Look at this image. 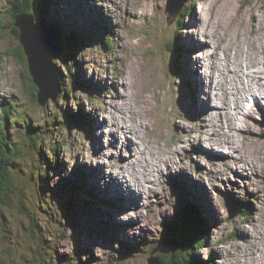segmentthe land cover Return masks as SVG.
<instances>
[{
	"label": "rangeland",
	"instance_id": "obj_1",
	"mask_svg": "<svg viewBox=\"0 0 264 264\" xmlns=\"http://www.w3.org/2000/svg\"><path fill=\"white\" fill-rule=\"evenodd\" d=\"M11 1L0 0V123H5L9 138L22 149L13 174L22 192L18 200L23 201L21 208L18 200L13 207L0 206L3 264H165L164 253L155 252V246L164 247L160 243L165 242L173 246L180 241L182 215L190 207L195 208L202 226L195 222L189 226L203 228L198 240L207 235L205 246L195 250L198 261L240 264L238 260L259 257L264 251V244L260 245L264 242V94L249 93L243 114L232 100L238 89L249 83L246 88L252 91V85L257 84L254 65L246 71L238 65L233 77L238 71L240 77L219 98L214 92L222 90L214 75L228 65L226 47L232 41L247 43L243 35L251 20L258 19L254 27L261 25L264 0H188L171 19L168 8H177L180 0H53L49 20L57 11L62 32L79 31L81 38L73 58L65 49L55 59L63 72L65 68L62 78H67L60 80L57 99L49 98L45 105L40 104L38 93L35 99L25 77L27 67L15 57L20 40L11 33L7 14L13 10ZM39 1L36 22L43 19ZM19 6L17 2L16 9ZM130 7L141 10L137 19L132 18V11L126 16ZM215 9L226 16L222 30L226 22L228 26L226 38L221 40L208 36L197 24L201 16L202 24L212 27L215 14L211 11ZM180 18L182 29H178ZM261 27L258 37L264 33V25ZM234 31L241 35L236 38ZM191 33L203 39L205 50L184 48ZM105 34L111 40L109 46L104 43ZM172 40L177 41L174 52L169 49ZM209 48H218L216 57ZM242 57V63L249 61ZM234 59L230 65L239 61ZM205 65L209 67L201 71ZM69 66L72 70L67 74ZM191 69L197 73L196 81L194 75H188ZM207 72L211 78L202 84ZM73 78L75 88L70 83ZM125 79L131 93L127 91L124 97L125 89L120 87ZM227 82L224 76V84ZM113 84L119 88L114 89ZM227 110L237 123L249 114L245 118L252 129L240 130L249 137L245 139L248 147L240 135L234 139L247 149L249 163H243L238 152L230 154L225 146L211 148L209 156L197 149L185 153L194 146L186 140L192 136L202 138L210 148L209 136L236 134L227 127L224 136L216 135L215 124L208 126L221 115L226 124ZM72 114L82 115L85 125L69 124L67 117ZM36 130L39 138L34 141L31 135ZM135 143L149 148L150 153H144L147 159L142 160ZM153 153L171 160L162 165V175L157 169L152 171L156 166L151 164ZM215 156L222 158L216 166ZM95 165L102 166L100 171L105 174ZM113 173L119 179L110 183L106 177ZM137 180L142 189L144 184L145 193L156 192L157 197L141 200L118 185L119 181L122 186L133 182L138 190ZM66 181L86 190L74 192L63 187Z\"/></svg>",
	"mask_w": 264,
	"mask_h": 264
},
{
	"label": "bare ground",
	"instance_id": "obj_2",
	"mask_svg": "<svg viewBox=\"0 0 264 264\" xmlns=\"http://www.w3.org/2000/svg\"><path fill=\"white\" fill-rule=\"evenodd\" d=\"M135 7H136V2H135ZM126 10H127L126 13H125L126 16L129 17L130 16L129 15L130 14V11H132V14H133L132 18H134V19H137V17L139 16V14L141 12V10H137V9L131 8V7L130 8H127ZM124 12H125V10L123 9V13H122L123 14V19L122 20H124V17H125ZM211 12H212L211 13L212 15L215 14L213 16L212 20H211L212 27L211 26H206L205 27L202 24L203 23L202 17L201 16H198V15L197 16L199 18V21H198L197 24H201L203 26V28H204V30L202 32H206L208 34V36L213 37V39L221 40V39L226 38V35L227 34H226V32H225L224 29L226 27H228L227 26V22L224 24V28L222 30L223 23H224V20L223 19H226L225 14L223 12L216 11V9L214 11H211ZM194 17H196V16H194ZM209 18H210V16L207 17L206 19H204V22L205 21H208ZM263 18H264V16H263ZM257 21H258V19H252L251 22H250V24H249L250 27L249 28L247 27L248 28V32H246V35H243V37L247 39L246 40V42H247L246 44H237L235 41H232L226 47L227 48V51H226V62H228V65L226 66V68H224V69H226V72L224 73V75H221L222 72H223V70H224V69H222V70H219L218 73L214 75L215 77H217L218 86L222 90L219 93L218 92L217 93L214 92V94L217 95V97L219 98V96L221 97L223 95L222 93L224 91H229L232 88V86L234 85V83L236 82V80L240 77V71L237 72V76L236 77H233L234 72L237 71V68H238L237 66L238 65H239V67H243V71H246L249 66L254 65V68H255L254 72H255L256 75H254L253 78H258L257 84L254 83L252 85V91H250L249 88H246V86L249 85V83L246 84L244 88L238 89L237 94H236V97H234L233 100H232V102H234L236 100V102L233 103L236 106L235 109H237L238 112H242L243 114L246 112V109L248 108L247 107V100H248L249 93L250 94H257L259 92V93H263L264 94V76L260 75L261 74L260 71H262L263 72L262 74H264V51H263V49H264V42L262 41V38L264 37V33L262 34V36H259V37L256 35L257 31L258 30H261L263 28L261 26L264 25V19L261 20V25L254 27V23L257 22ZM195 23H196V21H195ZM229 27H230V25H229ZM196 28H198V26H196ZM209 28H210V30H208ZM219 28H221V29H219ZM192 29H194V28H192ZM255 29H256V31H254ZM177 32H179V30ZM234 33L236 34V38H238V33L240 34L241 32L238 31V33H237V31H234ZM191 36H190V40L187 41L188 44L185 45V46L183 45L184 48L189 49V48H196V47H198L199 49H204L205 50V47L207 46V44H204L202 42L203 39L200 36H199L198 39H196V36H194V34H192V33H191ZM229 38H231V37H229ZM260 41H262V42H260ZM259 42H260V46L261 47H259ZM183 44H185V43H183ZM202 45H205V47L204 48L201 47ZM234 45H236V46H234ZM216 49H218V48H209L208 50L215 55ZM241 52H242V54H241ZM258 53H260V55ZM243 55L247 56V59H249V61L247 60L246 62H243L242 63V61H240V58H243L242 57ZM215 57H216V55H215ZM231 58L232 59L233 58H236L234 60H239V61L235 62L233 65H230L229 62L231 61ZM208 67L209 66H206L205 65L204 67L201 68V71H202L203 68L206 69ZM233 68H235V69L233 70ZM231 69L233 70V72L231 71ZM198 71H200V70H198ZM201 71H200V74L202 75ZM187 72H188V75H194V81H196V76H197L196 74L197 73H195V71L192 70V69L191 70H187ZM248 74L251 75L250 72ZM203 76H204V78H202L200 80V82L202 84H204V82L205 83L207 82L206 79L211 78L210 75L208 76V72H207L206 75L203 74ZM224 76H226L228 78V82L226 84H224ZM125 78H126V76H125ZM126 80L127 79L124 80V85L121 84V87H120V89H123V88L125 89L124 97L127 96V95H125V94H127V91L129 92V90L126 89V85H127V83H126L127 81ZM133 83H134V81H133ZM113 86H114V89L116 87L119 88V85L117 86V84H113ZM208 86L209 87L211 86L210 85V82L208 83ZM213 89L214 90L217 89V86L215 84H214ZM242 89H245V93H243V90ZM130 93L131 92H129L128 94H130ZM226 93H228V92H226ZM122 96H123V94L121 95V97ZM211 99H212V97H211ZM227 100L230 101V98L227 99ZM258 101H261L260 97H259V100ZM217 105H220V104H217ZM248 112H250V110ZM230 114L231 113L227 110V118H228V120H227L226 124L222 123V115H221V116H219V121H217L216 123H214V121L212 120L210 124L208 122V123H206V125L209 124L208 126H211V125L213 126V124H215L216 131H217L216 132V135H218V134L219 135L225 134V130H226L227 127H229L230 130L233 131V132H235L236 134H233V135L225 134V137H222V136L221 137L209 136V139L211 141V147L210 148L209 147H206L207 144L206 143L205 144L203 143V141H202L203 139L202 138H200V137L196 138L195 136H192L191 138H187L186 140L190 142V145H194V146L192 147L191 150L189 149V151H186L185 153H188V155L191 154V153L193 154V149H197L196 151L198 153H200L202 155H205V154L208 153V156H209L210 155V152H211V148L222 149L220 147L221 146H225V147H227L229 149L228 151L230 152V154H234V153L238 152L241 155L242 162L243 163H249L248 162L247 155L248 156H250V155L248 154L247 149L244 148L242 146V144H240L238 141H235L234 140V139H236V137L238 135H240L241 139H243L244 141H245V139L247 140V138L249 139V137L247 135H245L246 131L244 133H243V131H242V133L240 131L242 129H247V130H251L252 129V126L250 125V123L248 122V120L245 118V116H248L249 114L247 113L244 116V118L242 119L241 123L235 122L233 115L232 114L230 115ZM134 115H136V114H134ZM115 119L117 120L118 118L115 117ZM113 124L116 125V123H113ZM116 127L121 128V129H124V127H125L126 130L128 129L130 131L132 129L131 128L132 126H124V124H122V126L116 125ZM133 129H134V127H133ZM186 129H188V128L186 127ZM99 137H100V135H99ZM100 139H101V137H100ZM129 144L134 145L133 143H131V141H130ZM213 144H216V145L215 146H212ZM137 146L139 148V153L141 154L142 160L147 159V157L145 156V154H146V152H149V148H148V150H146L144 147H142L140 145H137ZM245 146L248 147L246 141H245ZM232 150H233V153H231ZM158 152L160 154H162L160 151H158ZM152 155L154 156V157H152V162L148 160L147 163L149 164L151 162V164H153V167H154V165H156L157 168L155 166L152 169V171H154V170L157 169L159 171V174L161 173L160 175H162V169H161L162 168V165L164 163L168 162V161H171V160H168L164 156L158 157L159 155L158 154H155V153H153ZM198 156H201V155H198ZM169 157H171V156L169 155ZM214 158L216 159V164H215V166H216L218 163L221 162L222 158L221 159H217V156H215ZM194 161H196V160H194ZM235 164H237V162H235L234 164H231V165L230 164H227L226 166L228 167V165H230L232 167V166H236ZM95 169L99 173L105 174V170H104V172H101L100 171V170H103L102 169V166H96L95 165ZM214 174L217 175L218 173L215 172ZM173 175L176 176L175 173H173ZM106 178L109 179L110 183H111V179L112 180L113 179H115V180H118L119 179V177L115 176V173H113L111 175H108ZM175 179L178 180V178H175ZM132 183L133 182H125L124 183L125 186H122L123 185L122 181L121 182L119 181V184L118 185H120L121 187H126V189H128L131 193H133V194L137 195L138 197H140L141 200H143L142 197H144L145 199L149 198L150 196H152V197H155L156 196L157 197L156 192H153L151 195H150V193H145V191H144V188H145L144 187V184H143V189H142V184L138 180H137V183L139 185L138 190H136V189L133 188ZM187 185L190 187V189L192 188L189 184H187ZM191 197H194V196H191ZM263 238H264V233H263ZM167 243L168 242H165L164 245L165 244L167 245ZM174 244H176V243H173V245ZM263 244H264V242L262 244H260V245H263ZM238 261L240 262V264H256V262H258L257 264H264V251L259 255V257H255L254 259L248 258L246 260L241 259V260H238ZM235 264H237L236 261H235Z\"/></svg>",
	"mask_w": 264,
	"mask_h": 264
},
{
	"label": "trees",
	"instance_id": "obj_3",
	"mask_svg": "<svg viewBox=\"0 0 264 264\" xmlns=\"http://www.w3.org/2000/svg\"><path fill=\"white\" fill-rule=\"evenodd\" d=\"M16 2V3H14ZM11 1V7L13 10L12 13L11 11H8L7 14L10 16L9 18L11 19V23H10V28H11V33L16 35V38L19 39L20 37V32L19 29L15 26V21L17 19V17L21 16L22 14L25 13H33L34 15L36 14L35 7H36V0H14ZM17 2H19L20 6L19 9H16L17 6ZM39 6L37 8L40 9V14L43 16V18L46 19L47 23L53 27H55L57 29V31L59 32V34L63 37V43L66 45V50L67 52H69V55L71 58L74 57L75 52L77 51L78 47L80 46V38L81 36H78L77 34H79L80 32L78 31L77 34H73V33H68L65 35L64 32H62V28L60 26V22H57V16L59 15V13H57L56 11V15L53 16V18L51 19L52 21L49 20V12L48 10L50 9L51 11V7L52 5H54L53 0H40L38 2ZM51 5V7L49 8V6ZM60 16V15H59ZM8 17V16H7ZM2 22V21H0ZM179 29H181L182 25H183V18L179 19ZM0 26L2 27V23L0 24ZM64 33V34H63ZM85 31L82 32V34H84ZM110 39L109 37L106 36L105 34V38H104V43L106 45H111L110 44ZM177 41L176 40H172L170 41L169 44V49L170 51L174 52L177 50ZM15 57L22 62L25 67H27V70L25 72V77L26 79L29 80V82L31 83L32 87H33V95L35 96V99L37 100V93H38V88L35 85V83L32 80V77L30 75L29 69H28V62H27V57L24 53L23 50V46L21 44H19L17 46V52L15 53ZM61 69V81H64L66 77L62 78L65 72V68H64V72L63 69L60 67ZM72 68L69 66L66 68V73L68 74L69 71H71ZM72 86H74V88L77 86L76 85V80L70 82ZM67 121L69 122V124L72 123H77L79 125H85V118L82 115L79 114H72V116L70 115L69 117H67ZM39 131L36 130V133L32 134V140L37 141L39 138V135L37 134ZM20 143L18 144L17 141H12L9 136L8 133L5 129V123H0V206L4 205L7 207H13L14 202H16V200H18V198L20 199L22 192L19 191L20 189L18 188L17 184H16V178L14 177V169L17 170L18 166H19V160L22 157L21 156V147L19 146ZM61 146V144H59L57 147H54L53 150L54 152L57 151L58 147ZM50 163L47 165L48 168L45 170V174L49 173V168ZM84 176V175H83ZM67 183L64 184L63 187L67 186L69 189L72 188V191L74 192H79V191H84L86 190V188L83 185H75L73 184L71 181H66ZM84 187V188H83ZM23 200H18L17 202L19 203V208L20 204L22 203ZM187 213V214H185ZM184 215H182L184 217L183 219V235H181L180 242L181 245L177 251L176 254H164V258L165 264H203V261H198L199 259L197 258V256L194 254L196 253L195 250L196 249H201L202 247H204L205 245V240L204 237H206V234H203L202 236V240H198L199 236H201L202 234V229L198 230L197 227H190V223H197L198 225L202 226V222H201V218L198 216L195 208L190 207L187 209V212H185ZM179 225V224H176ZM175 225V226H176ZM205 227V226H204ZM206 228V227H205ZM35 229V228H34ZM33 230V228H32ZM208 231V230H207ZM170 234H175L172 233L170 230ZM157 247V246H155ZM5 263L3 260H0V264Z\"/></svg>",
	"mask_w": 264,
	"mask_h": 264
},
{
	"label": "water",
	"instance_id": "obj_4",
	"mask_svg": "<svg viewBox=\"0 0 264 264\" xmlns=\"http://www.w3.org/2000/svg\"><path fill=\"white\" fill-rule=\"evenodd\" d=\"M187 1L180 0L177 8H168L169 19L175 17ZM34 17L33 13L22 14L17 17L14 24L19 29V40L27 57L29 72L38 88V100L41 105H45L49 98L56 100L60 93L61 69L55 63V59L64 53L66 47L63 44V37L55 27L49 25L45 18L36 22ZM160 244L164 247L157 246L155 252L172 254V251L177 253L181 242L177 240L173 246ZM153 260L156 262L155 258ZM157 264H161L160 261Z\"/></svg>",
	"mask_w": 264,
	"mask_h": 264
}]
</instances>
